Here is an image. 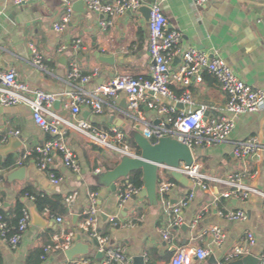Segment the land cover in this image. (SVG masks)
<instances>
[{"label":"crops","instance_id":"crops-1","mask_svg":"<svg viewBox=\"0 0 264 264\" xmlns=\"http://www.w3.org/2000/svg\"><path fill=\"white\" fill-rule=\"evenodd\" d=\"M66 1L72 3L74 14L65 30L56 31L54 25L62 21ZM144 1L146 4L160 3L168 19V29L182 32L180 46L183 49L197 47L211 55L217 53L254 89L264 88V0H210L200 8L195 6L194 0ZM102 18L83 0H32L22 5L15 4L13 0H0V63L4 69H16L19 78L30 87L59 94L52 110L66 120H85L106 130L118 128L127 138L136 132L143 133L145 127L159 124L163 117L146 104H142L138 111L129 109L124 93L116 100L104 97L102 113H94L89 106L82 104L81 111L74 116L71 108L65 105L67 98L62 95L74 87L69 79L74 63L85 75L93 76L85 85L90 91L118 75L151 74L153 57L149 21L138 11H128L115 16L113 23L104 29L100 25ZM76 41H81L84 47L76 50ZM64 44L68 47L61 50ZM31 45L42 56L46 70H39L34 65ZM99 55L111 56L115 63L102 62ZM181 64V57H176L170 71H177ZM172 88L177 95L184 90V86L176 82ZM189 89L196 106L209 104L213 106L209 115L220 117L224 114L229 96L214 76L205 74L202 82H194ZM179 107L184 108V105L180 103ZM156 120L160 121L155 123ZM17 130L24 145L10 154L0 153V202L5 211L13 208L27 186L49 196L60 195L64 200L74 191L78 196L72 204H67L68 212L63 222H57L54 216H43L53 224L41 228L32 223L16 249L0 238V264H27L32 250L53 242L57 231L66 228H81V232H76V240L80 235L82 242H89L90 236L82 228V223L84 210L90 205L89 192L95 185L100 186L96 191L100 211L98 228L103 232L109 231L113 246L126 249L130 264H137L134 259L138 256H145V264H211L210 257L200 261L191 254L196 246L211 249L218 264H231L234 260L226 261V257L242 243L247 230H252L257 238L252 254L261 256L264 253L263 197L251 195L247 200L225 198L223 193L228 186L216 181L228 174L249 171L253 175L247 176L246 182L264 192V147L246 160L239 159L234 153L235 145L249 137L258 138L264 146V110L240 115L229 140L194 147L195 162L203 164L201 172L207 176V189L181 186L177 182L170 194L158 193L156 204L148 198L134 199L132 196L120 206V188L127 180H119L117 190L113 192L99 183V175L114 168L122 156L92 142L80 130H71L68 138L81 162L82 174H73L57 156L53 168L60 171L63 181L54 184L49 174L38 168L35 155L19 162L27 149L49 140L50 133L36 124L28 105H0V144L5 136ZM9 156H14L16 163L7 169L2 167V163ZM21 167H25L24 174L8 180L9 174ZM191 191L195 192V198L184 210V224L189 225L186 231L182 225H173V217L165 209L168 201L175 204ZM22 200L31 210L35 208L34 202L26 196ZM239 209L246 210V220L231 221L221 215L222 212ZM214 225L221 226L227 234L222 246H217L212 238L210 228ZM165 231L171 232V240L164 238ZM181 250H184V256L180 258ZM98 252L97 246H93L87 255L75 258H87L91 264H103L104 256L98 257ZM70 261L66 250H53L47 260L41 258L40 264H69Z\"/></svg>","mask_w":264,"mask_h":264},{"label":"built area","instance_id":"built-area-1","mask_svg":"<svg viewBox=\"0 0 264 264\" xmlns=\"http://www.w3.org/2000/svg\"><path fill=\"white\" fill-rule=\"evenodd\" d=\"M32 0H13L17 5H22ZM87 7L103 16L100 21L102 28L107 29L113 18L128 11H137L141 6L147 5L151 8L149 29H150V52L153 57L151 74L149 76H133L122 74L114 77L107 83L97 86L90 91L85 85L93 79L92 75H85L76 63L72 64L69 79L74 87L64 92L67 99L66 107L71 108L76 116L81 111V105L89 106L94 113L103 112L104 97L116 100L121 93L126 94L128 107L138 111L142 104L148 105L156 110L163 118L159 124L145 127L143 134L154 144L164 136L177 138L181 142L190 146L193 150L196 146L203 144L212 145L217 142L227 141L233 134L237 118L246 113L264 110V88L254 89L251 85L240 78L234 70L227 64L225 59L219 54L211 55L208 52L189 47L183 49L180 46L182 32L178 29H168V19L164 14L159 2L146 4L144 0H83ZM210 0H194L197 8L206 6ZM74 14V8L70 1H66V11L62 21L56 23V31H63L67 28ZM67 45H62L61 50ZM84 45L81 41H76L74 48L82 49ZM33 53V63L39 70H46V65L37 48L31 45ZM181 57L182 64L175 72L170 71L173 60ZM205 74L214 76L221 88L228 94L229 99L224 108V114L220 117L209 115L213 106L202 104L196 106L194 97L189 87L194 82H202ZM180 83L184 86L181 95H177L172 88L173 83ZM59 94L47 92L41 88H32L23 79L19 78L18 72L14 68L4 69L0 63V105L14 106L18 104L28 105L33 114L36 124L46 132L51 138L42 145L27 149L21 160H27L35 155L37 166L40 170L49 174L54 184H60L63 177L58 175L53 168L56 157L62 159L63 165L75 175L82 174V165L74 149L69 143V132L80 130L87 138L98 145L123 155L138 156L135 148L126 143V134L118 129L106 130L94 126L85 120L70 121L55 113L52 108ZM183 104L184 108L179 107ZM169 124V126H167ZM20 131H12L2 140L6 142L12 136H19ZM264 146L256 137H249L235 145L234 153L241 159L246 160L251 155L257 153ZM203 164L194 162L192 165L181 161L178 167L168 164H159V184L158 193L162 195L170 194L177 185V181L171 177L173 171H178L186 175L194 186L207 189V176L201 172ZM253 174L249 171L228 174L224 178L216 179L228 186L223 193L225 198H237L247 200L251 195H261L264 202V192L249 185L246 182L247 176ZM2 181L0 169V182ZM141 189L135 188L130 181H127L120 188V206H123L134 194ZM78 196L74 191L65 197V203L72 204ZM90 205L84 210L86 215L82 228L89 232L90 240L96 239L97 248L104 254L103 264H130L131 259L124 247H115L110 243L109 236H103L98 228L100 211L98 205V193L89 192ZM26 197L34 201L35 196L26 194ZM195 198V192L191 191L178 200L177 203L167 202L165 209L169 216L173 217V225L181 226L185 223L184 210ZM169 200V199H168ZM3 208L0 202V238L12 249H16L27 230L32 225V210L26 205L23 208L19 219L17 231L9 233V224L5 219ZM221 215L231 221H244L248 218L246 210L222 212ZM53 217V215H50ZM57 222H63L62 217L56 218ZM197 220L194 221L195 227ZM214 236V243L222 246L227 238L226 232L219 225L210 228ZM166 240H171V232H163ZM53 242L44 246L41 256L42 260H47L53 250H67L76 241L73 232H61L53 237ZM257 238L252 230L245 232L242 243L234 248L226 257V261L236 260L251 254L252 247L256 244ZM184 250L179 252V257H183ZM191 254L200 261L211 256L212 250L202 246H196ZM259 264H264V253L258 256ZM69 264H91L87 258H73ZM181 264H187L182 262ZM222 264V263H219Z\"/></svg>","mask_w":264,"mask_h":264},{"label":"water","instance_id":"water-1","mask_svg":"<svg viewBox=\"0 0 264 264\" xmlns=\"http://www.w3.org/2000/svg\"><path fill=\"white\" fill-rule=\"evenodd\" d=\"M137 11L142 13L143 17L149 21L151 13L149 6H141ZM99 58L102 62L110 65L115 63V59L111 56L99 55ZM122 106L125 109L128 108L124 104ZM159 121L156 120L155 123ZM132 137L135 139L141 153L138 156L123 155L117 161L114 168L100 173L99 183L104 185L108 190L116 192L117 182L119 180L124 179L130 181L131 173L141 170L144 186L137 194L133 195V198H148L150 202L156 204L158 202L159 164L165 163L173 167H178L180 162L184 161L186 164L192 165L195 162V151L187 144L171 136H164L155 144L141 132L134 133ZM23 145L24 143L19 136H12L6 142L0 144V153L4 155L10 154ZM24 172L25 167L18 168L9 174L8 180L12 181L14 178H20ZM172 176L181 186H194L193 182L181 172L173 171ZM125 211H128V208H125ZM102 216L106 218L105 214H102ZM32 223L41 228H46L53 224L40 215L35 208H32ZM182 228L187 231L189 225L186 223L182 225ZM97 244L96 239L86 243L82 242L81 236L78 235L76 242L66 250V255L70 260L76 256L87 255L90 249L93 246H97ZM97 256L101 258L104 254L98 252ZM134 260L137 264H145V256L135 257ZM209 262L211 264H218V260L214 254H211ZM259 262L258 256L251 253L232 261L231 264H259Z\"/></svg>","mask_w":264,"mask_h":264},{"label":"trees","instance_id":"trees-1","mask_svg":"<svg viewBox=\"0 0 264 264\" xmlns=\"http://www.w3.org/2000/svg\"><path fill=\"white\" fill-rule=\"evenodd\" d=\"M126 143H128L130 146H132L133 148H135L136 152L138 154H140V149L138 148L135 139L131 136V137H127L125 138ZM16 163V159L14 158V156H9L3 163H2V167L10 169L12 167L15 166ZM56 172L58 173V175H60V171L56 170ZM143 177V173L141 170H137L131 173L130 175V182L131 184L138 189H142V187L144 186V182L142 180ZM173 180H175L173 177H171ZM100 189V186L95 185L91 187L92 191H98ZM26 194L29 195H34L35 199H34V206L36 208V210L38 211V213L42 216H48V215H53L54 217H62L63 219H65V215L68 212V207L67 204L64 201V198L60 195H54V196H49L46 194H42L36 190H34L32 187L27 186L26 188H24L22 190V192L20 193V196L17 198L15 205L13 206V208L7 212L5 211L4 208H2V212L5 215V219L8 221L9 224V233L13 234L17 231V226H18V222L19 219L21 218L22 215V211L23 208L26 206L25 202L22 200V197L26 196ZM86 219V215H83V222ZM73 232L76 235L77 231H82L81 228L75 230V229H70V228H66V229H62L57 231L58 234H61V232ZM100 233L103 236H108L109 231H101L99 230ZM87 232V231H86ZM87 234L89 235V232H87ZM51 243V241L47 242L45 245ZM44 245V246H45ZM44 246L43 247H38L35 248L34 250H32V252H30L28 258H27V264H40L41 263V256L43 254L44 251ZM2 259H1V255H0V263H1Z\"/></svg>","mask_w":264,"mask_h":264}]
</instances>
